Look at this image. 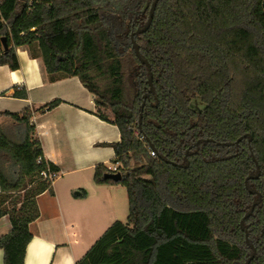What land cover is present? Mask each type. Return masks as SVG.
<instances>
[{"label":"trees","instance_id":"16d2710c","mask_svg":"<svg viewBox=\"0 0 264 264\" xmlns=\"http://www.w3.org/2000/svg\"><path fill=\"white\" fill-rule=\"evenodd\" d=\"M152 2L0 3V65L17 69L15 49L26 46L49 81L77 76L95 114L120 133L110 146L121 180L105 179L103 164L93 180L125 187L126 220L74 264H264V0H158L149 27L133 36L150 65L149 91L130 35ZM7 115L26 129L13 142L0 128L13 173L0 164V216L11 224L0 248L3 264H23L36 198L52 188L38 175L45 164L29 112Z\"/></svg>","mask_w":264,"mask_h":264},{"label":"crops","instance_id":"0c3cea01","mask_svg":"<svg viewBox=\"0 0 264 264\" xmlns=\"http://www.w3.org/2000/svg\"><path fill=\"white\" fill-rule=\"evenodd\" d=\"M15 52L17 69L0 65V128L11 141L20 142L26 127L7 113L28 111L34 138L43 154H53L59 172L51 183L52 194L44 191L36 198L39 216L29 224L31 238L23 264H74L115 220L99 227L89 214L73 216L71 205L111 211L124 199L128 206L123 185L93 180L97 164L113 161L110 144L120 140V133L116 125L95 114L94 97L77 76L49 81L40 57H32L26 46H18ZM15 87L26 90V95L14 96ZM54 100L55 106H45ZM10 228L8 216H0V236Z\"/></svg>","mask_w":264,"mask_h":264},{"label":"rangeland","instance_id":"374dc122","mask_svg":"<svg viewBox=\"0 0 264 264\" xmlns=\"http://www.w3.org/2000/svg\"><path fill=\"white\" fill-rule=\"evenodd\" d=\"M107 115L110 116V114L107 112ZM14 142V141H13ZM0 164L3 168L4 172L8 175L10 178L12 176V169H11V160L8 157L7 154L2 153L0 154ZM72 208V214L73 216H78L79 213L84 212V217L89 214V218L91 221L95 222L99 227L108 225L111 222L110 220H120L125 221L127 217L128 212V206L126 201L123 199V203L120 202L117 206L115 205V208L110 211L109 207H104L101 209L93 206H88L85 208L83 205L77 204V205H71ZM81 218V217H78ZM94 218V219H93ZM111 218V219H110ZM98 220V221H96ZM95 224V225H96Z\"/></svg>","mask_w":264,"mask_h":264},{"label":"water","instance_id":"95a60500","mask_svg":"<svg viewBox=\"0 0 264 264\" xmlns=\"http://www.w3.org/2000/svg\"><path fill=\"white\" fill-rule=\"evenodd\" d=\"M157 2H158V0H153V2L151 3L150 9H149V13H148V18H147V21L145 22V24H144L141 28L136 29V30H135L134 32H132L131 35H130L131 42H132V48H133L134 54H135L136 57L139 59V61H140L142 64L146 65V67L148 68V71H149L148 84H149V86H150L149 91H152V76H151V71H150V65H149V63L147 62L146 59H144V58H142V57L140 56L139 48H138V44H137L136 41L134 40L133 36H134V34H136V33L144 32V31L149 27V25H150V23H151V21H152V18H153V14H154V10H155V7H156ZM144 97H146V95H144ZM143 104H144V102H142V104H141V106H140V111H141V109H142V107H143ZM141 117H142V114H141V112H140V114H139V118H138V128H139V129H140V124H141ZM240 140H241V137H239V138L235 141V143H237V142L240 141ZM147 143H148L149 148H150L151 150H154V146L152 145V143H151L148 139H147ZM225 144H226V145H229V144H232V143H230V142H226ZM252 158H253V160L255 161V164H256L257 169H258L257 161H256V159H255V157H254L253 155H252ZM256 176H258V174H257ZM103 177H104L105 179H110V180H112L113 182H118V181L121 180L122 175H121L120 172H115V173H109V172H107V173H105V174L103 175ZM245 216H246V215H245ZM245 237H246V239H247V235H246V234H245Z\"/></svg>","mask_w":264,"mask_h":264},{"label":"built area","instance_id":"2783aa9c","mask_svg":"<svg viewBox=\"0 0 264 264\" xmlns=\"http://www.w3.org/2000/svg\"><path fill=\"white\" fill-rule=\"evenodd\" d=\"M2 0H0L1 3ZM150 154L153 156L155 155V152L153 150H150ZM53 154H41L38 159L37 162H41L43 161V163L45 164L44 168L41 169L38 173L39 177L42 179H45L49 182H53L59 175L58 170H52L50 169V165H55V160H53L52 158ZM119 166V162L118 161H112L111 163H109L108 165H106L109 173H115V172H119L117 171V167Z\"/></svg>","mask_w":264,"mask_h":264}]
</instances>
